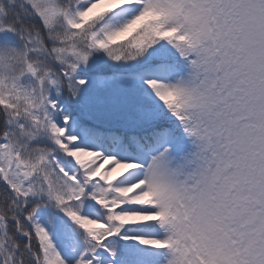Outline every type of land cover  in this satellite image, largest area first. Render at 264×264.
<instances>
[{
    "label": "snow or ice",
    "instance_id": "6c2138e0",
    "mask_svg": "<svg viewBox=\"0 0 264 264\" xmlns=\"http://www.w3.org/2000/svg\"><path fill=\"white\" fill-rule=\"evenodd\" d=\"M0 264H264V0H0Z\"/></svg>",
    "mask_w": 264,
    "mask_h": 264
}]
</instances>
